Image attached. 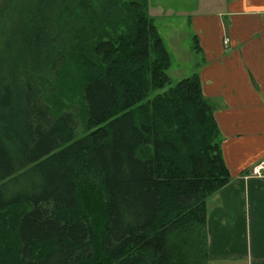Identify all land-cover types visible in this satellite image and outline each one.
Wrapping results in <instances>:
<instances>
[{
	"label": "trees",
	"instance_id": "16d2710c",
	"mask_svg": "<svg viewBox=\"0 0 264 264\" xmlns=\"http://www.w3.org/2000/svg\"><path fill=\"white\" fill-rule=\"evenodd\" d=\"M147 8L0 0V264H212L220 126Z\"/></svg>",
	"mask_w": 264,
	"mask_h": 264
},
{
	"label": "crops",
	"instance_id": "0c3cea01",
	"mask_svg": "<svg viewBox=\"0 0 264 264\" xmlns=\"http://www.w3.org/2000/svg\"><path fill=\"white\" fill-rule=\"evenodd\" d=\"M192 18L201 57L184 78H201L232 176L208 199L209 257L264 264V176L252 174L264 162V0H227L225 11Z\"/></svg>",
	"mask_w": 264,
	"mask_h": 264
},
{
	"label": "rangeland",
	"instance_id": "374dc122",
	"mask_svg": "<svg viewBox=\"0 0 264 264\" xmlns=\"http://www.w3.org/2000/svg\"><path fill=\"white\" fill-rule=\"evenodd\" d=\"M226 2L227 0H148L149 17L157 25L171 56V67L168 71L172 81L171 85H175L184 77L191 75L201 57L196 52L198 49L196 40L194 41L191 36L192 17L198 13L225 11ZM168 88L169 86L156 91V93L164 92ZM79 102V96L72 98L71 102L66 101L71 109L78 108ZM87 131L88 126L85 121L79 120L78 135L84 136ZM219 141H221V135ZM88 198H92V196L89 195ZM210 262L216 264L211 259Z\"/></svg>",
	"mask_w": 264,
	"mask_h": 264
},
{
	"label": "built area",
	"instance_id": "2783aa9c",
	"mask_svg": "<svg viewBox=\"0 0 264 264\" xmlns=\"http://www.w3.org/2000/svg\"><path fill=\"white\" fill-rule=\"evenodd\" d=\"M230 42V39L227 38L225 40V43L228 44ZM253 175H258V176H264V162H261L259 165H257L253 171H252Z\"/></svg>",
	"mask_w": 264,
	"mask_h": 264
}]
</instances>
